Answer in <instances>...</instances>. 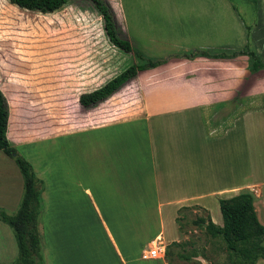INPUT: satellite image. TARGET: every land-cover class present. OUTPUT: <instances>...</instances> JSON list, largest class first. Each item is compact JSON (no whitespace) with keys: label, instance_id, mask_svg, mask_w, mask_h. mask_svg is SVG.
<instances>
[{"label":"crops","instance_id":"1","mask_svg":"<svg viewBox=\"0 0 264 264\" xmlns=\"http://www.w3.org/2000/svg\"><path fill=\"white\" fill-rule=\"evenodd\" d=\"M118 1L124 14V27L117 18L122 35L146 57L165 61L140 72L108 99L92 107L79 103L80 95L122 72L103 76L101 63L75 85L69 74L39 85L26 79L29 64L0 61V91L10 112L8 141L44 183L40 229L45 264H168L165 253L156 260L141 255L154 242L166 251L172 242L182 241L176 221L180 209L199 207L222 226L219 200L242 193L253 196L264 226V77L253 78L247 89V66L237 65L236 58L184 57L239 51L247 43L250 24L226 0H220L225 16H136L135 0ZM215 1L144 4L153 12L186 6L195 13L197 4L211 3L213 10ZM23 11L24 16L30 13ZM249 31L253 40L255 31ZM233 38L238 39L235 44ZM135 100L140 108L132 107ZM74 112L80 117L72 123ZM197 115L205 119V145L193 131ZM252 115L258 116L257 124H248ZM178 117L189 118L184 136ZM139 122L144 124L143 136L137 139ZM74 136L61 166L53 147L61 138ZM45 143L49 147L42 160ZM39 161L46 166L38 168ZM22 194L16 163L0 151V209L16 212ZM166 222L173 228L167 230ZM17 255L13 231L0 221V264H12Z\"/></svg>","mask_w":264,"mask_h":264},{"label":"rangeland","instance_id":"2","mask_svg":"<svg viewBox=\"0 0 264 264\" xmlns=\"http://www.w3.org/2000/svg\"><path fill=\"white\" fill-rule=\"evenodd\" d=\"M107 1L113 11H115L116 19L120 18L122 20L121 25L124 27V14L120 9L119 1ZM226 1L236 14L242 16L250 24V30L253 29L255 31L256 35L253 36V40L251 37L249 39V47L264 59V0H259L258 4L253 3L252 0ZM135 3V8L137 9L136 16H196L197 13L200 16H206L207 12L209 14L213 12L211 13L212 16H225L220 0L215 1L213 10L211 3L197 4L198 11L195 13L188 11V7L186 6H182V8L181 6H178V8L171 6L170 11H168L166 6H163L160 9L161 11L157 10L153 12L152 6L145 8L144 0H135ZM25 12L11 6L6 0H0V61L14 59L19 62V66L24 67L29 64L30 72L29 77H26V79L31 80V82H38L41 85L51 78H66L69 74L72 83L75 85L79 80H82L83 75L94 71L99 63L103 67V76H111L119 71H123L134 61L132 54L122 53L110 44L103 29V21L100 14L92 5L86 2L77 1L71 3L47 15H37L30 12L24 16ZM127 16L134 15L128 12ZM237 40L233 38L232 43L235 44ZM236 45L238 46L239 44ZM134 47L138 49L136 45ZM237 57H235L238 60L237 65L240 67L248 65V57ZM24 73H26V69ZM246 77V87L249 89L251 80L256 77L263 78L264 71H259L256 74H250L247 71ZM79 91L80 87L77 93ZM131 105L132 107L136 105L135 108H140L141 104L135 100ZM262 110V116H264V109ZM79 117L78 112H74L70 120L73 123ZM197 118L198 120L192 119L193 131L194 129L197 130L199 143L205 145L207 143L205 119L201 115H197ZM256 119H258V116H249L247 118L248 124H257L258 121L255 123ZM176 121L178 126L182 124L181 131H184L185 124H189V118L186 120V118L178 117ZM233 123L238 125L242 123V120ZM143 126V122H139L136 125L137 133L135 136H137V139H139V136L140 138L143 136L141 133ZM181 133L184 136L185 131ZM169 136L170 134H168ZM76 137L61 138L53 147V149L57 147V162L61 166L62 163L66 164L64 157L69 156L68 148L76 142ZM45 146H47L46 143L44 149H41L42 153H44L42 160L46 159ZM39 147L43 148L42 145ZM73 151H76V149L73 148ZM17 152L22 156L20 151L17 150ZM37 165L38 168H43V166H46V163L45 161H39ZM42 213L39 218L40 226L42 224ZM89 215L87 214V216ZM205 215L202 210L194 207L184 210L180 214V224L184 230V233L181 232L182 242L189 241L191 243L192 246L187 247L189 252L192 249L196 250V257H193L192 261L188 264H231L224 243L220 239H211L202 228L193 224V220L197 216ZM147 220L145 219L144 221L146 222ZM166 228L168 230L173 228V226L169 222H166ZM40 231L42 234V248H44L45 236L43 234V227Z\"/></svg>","mask_w":264,"mask_h":264},{"label":"trees","instance_id":"3","mask_svg":"<svg viewBox=\"0 0 264 264\" xmlns=\"http://www.w3.org/2000/svg\"><path fill=\"white\" fill-rule=\"evenodd\" d=\"M10 4L30 12L40 14H52L62 7L83 1L92 5L100 14L103 21V29L112 46L123 53L132 54L133 63L124 69L120 74L106 82L100 88L80 95L79 103L84 107H92L106 99L119 90L124 84L134 79L140 72L156 68L164 59H151L146 57L140 50L122 35L114 11L107 0H7ZM257 4L258 0H252ZM249 30L247 28V43L239 51L232 54L209 55L206 52H191L184 55L188 59L196 56L232 59L237 56L248 57L247 71L256 74L264 70V59L251 50L249 47ZM9 105L0 91V151L12 158L16 163L23 178V194L15 213L9 214L0 209V221L7 224L16 239L18 255L12 264H45L42 253V234L39 218L43 209L42 193L43 182L40 181L31 166L16 148L10 144L7 137L9 120ZM220 212L223 225L214 224L207 211L202 210L206 215L197 216L193 224L202 228L211 239H220L226 248L231 264H256L258 260H264V226L258 221L253 196L250 193H242L227 199L219 200ZM176 219L180 232L184 233L180 224V214ZM192 246L189 241L172 242L166 247L165 259L168 264H188L196 257V250L189 252L187 247ZM194 253V254H190Z\"/></svg>","mask_w":264,"mask_h":264},{"label":"built area","instance_id":"4","mask_svg":"<svg viewBox=\"0 0 264 264\" xmlns=\"http://www.w3.org/2000/svg\"><path fill=\"white\" fill-rule=\"evenodd\" d=\"M165 253V247L159 242H154L146 248L141 255L143 260H156Z\"/></svg>","mask_w":264,"mask_h":264}]
</instances>
